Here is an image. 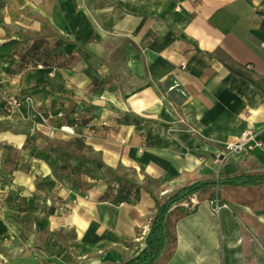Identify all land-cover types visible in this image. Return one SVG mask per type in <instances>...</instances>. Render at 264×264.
<instances>
[{"label":"crops","instance_id":"obj_1","mask_svg":"<svg viewBox=\"0 0 264 264\" xmlns=\"http://www.w3.org/2000/svg\"><path fill=\"white\" fill-rule=\"evenodd\" d=\"M263 171L264 0H0V264H264V185L143 236Z\"/></svg>","mask_w":264,"mask_h":264},{"label":"trees","instance_id":"obj_2","mask_svg":"<svg viewBox=\"0 0 264 264\" xmlns=\"http://www.w3.org/2000/svg\"><path fill=\"white\" fill-rule=\"evenodd\" d=\"M18 46V42H13L12 44H10L8 47H6V51H12L14 50L16 47ZM75 124H80V120L76 119ZM79 147V144H77V148ZM86 158V157H85ZM89 160H91L90 158H88ZM94 162H96L99 166V168H105L106 172L110 173L113 177H115L116 181H121V178L117 177L115 172L113 171L112 168L107 167L106 164L102 161H96L94 159H92ZM264 185V171L260 172V173H254V174H241L239 176L236 177H226L223 178L222 175H220L217 179H215L214 181L211 182H207V183H203L201 185L192 187L190 189H188L185 193L180 194L179 196L175 197L173 200H171L166 209L165 207L161 210L160 212L162 214L159 215V217L156 220V223L154 225L155 229L158 230L157 233L155 232H151L149 234V237L147 238L148 242L153 241V243L155 242L156 238H161L162 234H165V236L169 235V231L167 228V213L166 211L169 210V208H171L172 206L176 205V204H180L183 200L187 199L190 195H192L193 193L197 192L198 190H203V189H207V188H216L217 191H215L214 193H209L206 195H200L201 193H199V198L201 201L204 200H213L216 196H218V198L221 200V202L223 204H227V202L225 200H223L221 198V193L220 190L223 187H231L234 189H238V188H253V187H258ZM158 207H160V203L158 202ZM197 209H194L193 211H189V210H185L183 212L184 215H189L193 212H196ZM164 230H162V228H164ZM166 231V232H165ZM152 247V246H150Z\"/></svg>","mask_w":264,"mask_h":264},{"label":"built area","instance_id":"obj_3","mask_svg":"<svg viewBox=\"0 0 264 264\" xmlns=\"http://www.w3.org/2000/svg\"><path fill=\"white\" fill-rule=\"evenodd\" d=\"M247 67L248 68H251L252 66L249 65ZM15 105L16 106H19L20 105V102H16ZM61 131L62 132H66V133H73V130L70 127H66V126L61 127ZM258 146H261V143L258 141L257 135H255L253 132H251L249 130H245L242 133V135L240 137V140L237 143H234V144L229 145L228 146V150L231 153H234V152H244V153H248L252 149H254L255 147H258ZM226 159H227V157H223V158H221L220 162L223 163V162L226 161ZM211 203L214 205V211L216 212V214H219L220 211L223 208L229 207L228 204H223L221 202V200L218 198V196H216L213 200H211ZM162 230H164V228H162ZM151 232L157 233L158 230L155 229V227L154 226H151V224H150V225H147L146 228L144 229L143 236L146 238V237L149 236V234Z\"/></svg>","mask_w":264,"mask_h":264},{"label":"rangeland","instance_id":"obj_4","mask_svg":"<svg viewBox=\"0 0 264 264\" xmlns=\"http://www.w3.org/2000/svg\"><path fill=\"white\" fill-rule=\"evenodd\" d=\"M149 248L151 249V247L149 246Z\"/></svg>","mask_w":264,"mask_h":264}]
</instances>
